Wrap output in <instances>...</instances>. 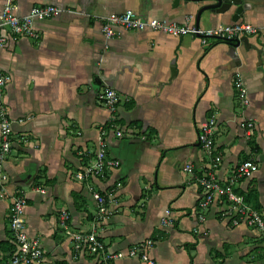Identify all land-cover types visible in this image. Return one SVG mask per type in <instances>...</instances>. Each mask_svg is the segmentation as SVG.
Segmentation results:
<instances>
[{"label":"crops","instance_id":"0c3cea01","mask_svg":"<svg viewBox=\"0 0 264 264\" xmlns=\"http://www.w3.org/2000/svg\"><path fill=\"white\" fill-rule=\"evenodd\" d=\"M12 2L25 15L36 5H55L58 17L37 22L38 39L22 38L0 48V71L11 76L4 101L13 126V151L7 158L4 184L0 173V243L12 246L9 225L12 196L28 199L27 229L41 240L42 264H95L75 258L72 242L60 227L61 211L71 213L73 231L96 228L107 248L126 252L151 242L156 264H264L261 235L223 219L221 203L197 220L199 183L211 161L199 143V129L212 117L217 122V171L224 182L246 160L258 165L235 193L258 196L264 218V0H251L253 12L238 22L261 29L238 49L233 61L228 43L204 47L191 37L161 33L122 32L106 39L102 23L112 13L134 10L146 19L183 23L205 3L174 0H0V12ZM204 14L199 27L233 24L232 13ZM260 51V54L257 52ZM176 73L173 74L172 69ZM240 75L250 105L243 107L234 88ZM120 95L117 112L99 103L104 88ZM114 121L123 128L122 139ZM251 121L252 131L241 124ZM107 130L108 154L121 166L104 177L82 183L76 173L92 163L101 128ZM191 165L193 172L185 171ZM92 185L112 197V211L99 221ZM46 191L47 194H43ZM251 207L252 202L246 201ZM254 208V207H253ZM170 211V222L162 223ZM155 234L158 241H152ZM0 246V254H6ZM118 264H144L122 259Z\"/></svg>","mask_w":264,"mask_h":264},{"label":"built area","instance_id":"2783aa9c","mask_svg":"<svg viewBox=\"0 0 264 264\" xmlns=\"http://www.w3.org/2000/svg\"><path fill=\"white\" fill-rule=\"evenodd\" d=\"M63 11L55 5L33 6L25 15L18 13V6L12 2L7 3L0 12V48L10 43H15L22 38L38 39L39 34L35 28L37 22L46 21L61 15ZM193 17L188 16L183 23L172 22L165 19H146L134 10L122 13H112L102 23L101 31L106 39H113L122 32L151 31L173 37L196 38L204 47H210L214 42H234L243 37L256 36L261 29L245 22H237L228 25H219L210 29H202L193 22ZM11 82V76L0 71V173L1 180L8 182L5 172L7 158L13 151V126L9 117L8 108L4 101L5 89ZM234 88L240 104L243 107L250 105L247 87L243 78L238 74L234 79ZM99 103L106 107L111 114L117 112L120 103L119 93L110 87L104 88L98 93ZM112 120L110 129H115V136L122 139L123 128H116ZM243 129L252 131L254 125L251 121L241 124ZM217 122L212 117L205 120L199 129V143L210 157L211 161L207 170L201 174L199 183L202 189L201 198L198 202L196 214L199 223L206 221L208 213L214 205L221 203L225 206L220 210L223 219L233 226L245 225L254 229L261 235L264 243V218L262 214L251 207L245 199L235 193L236 185L242 180L252 179L258 172V165L252 160L240 163L228 180L222 182L217 171L222 164V157L216 150L215 135ZM107 130L103 127L97 141V148L91 164L76 173V179L82 183L104 177L108 171L121 166V161L113 159L108 154ZM185 171L193 172L191 165L186 166ZM121 185L109 192H99L92 185L89 191L97 205L99 221H105L112 211V197ZM47 194L46 191H42ZM27 196L17 190L12 196L10 207L9 225L12 234L14 252L6 259L0 254V264H42L45 261V250L41 240L29 234L25 219ZM170 211L166 212L162 223L170 222ZM71 213L63 210L59 216L60 227L65 236L73 244L75 258L92 257L95 264H118L122 259H138L144 264H156L150 255L151 242L135 244L126 252L111 251L101 240L95 227L90 231H73L71 229Z\"/></svg>","mask_w":264,"mask_h":264},{"label":"water","instance_id":"95a60500","mask_svg":"<svg viewBox=\"0 0 264 264\" xmlns=\"http://www.w3.org/2000/svg\"><path fill=\"white\" fill-rule=\"evenodd\" d=\"M181 1L205 3L196 15L197 26H199L204 14H209V17H216L232 13V21L237 23L239 20L243 19L246 14L253 12L255 9L251 0H174V6H177ZM228 44V55L233 61H240L238 49L242 44H244L246 51H249L250 49L247 45V39L243 38L235 40L234 42H229ZM257 52L260 54L258 49ZM172 71L173 74L176 73L175 68H173Z\"/></svg>","mask_w":264,"mask_h":264},{"label":"trees","instance_id":"16d2710c","mask_svg":"<svg viewBox=\"0 0 264 264\" xmlns=\"http://www.w3.org/2000/svg\"><path fill=\"white\" fill-rule=\"evenodd\" d=\"M218 43H223V42H218ZM224 43H229V42H224ZM110 127V125L108 124L107 125V128H109ZM244 198V197H243ZM245 201H248V202H252V205H253V207H254V209H259V204H258V196L256 195V193H253V192H250L249 194H247L246 195V197H245ZM158 239H159V237H156V235L155 234H153L152 236H151V240L152 241H158ZM6 245V243H0V246L1 247H3V251L6 253V254H8V256H10L11 254H13V252H14V245H13V243H12V246L10 245L9 247H4ZM7 256V257H8ZM6 257V258H7ZM190 264H193V259H192V257H191V261H190Z\"/></svg>","mask_w":264,"mask_h":264},{"label":"rangeland","instance_id":"374dc122","mask_svg":"<svg viewBox=\"0 0 264 264\" xmlns=\"http://www.w3.org/2000/svg\"><path fill=\"white\" fill-rule=\"evenodd\" d=\"M197 40V39H196Z\"/></svg>","mask_w":264,"mask_h":264}]
</instances>
